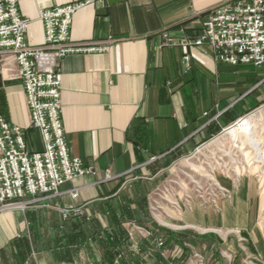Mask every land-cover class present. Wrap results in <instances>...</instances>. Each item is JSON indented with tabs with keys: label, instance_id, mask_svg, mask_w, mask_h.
<instances>
[{
	"label": "crops",
	"instance_id": "0c3cea01",
	"mask_svg": "<svg viewBox=\"0 0 264 264\" xmlns=\"http://www.w3.org/2000/svg\"><path fill=\"white\" fill-rule=\"evenodd\" d=\"M74 1L22 0L28 45H44L42 10ZM233 1L105 0L75 14L73 44L108 46L106 53L60 62L69 152L96 174L66 183L59 195L36 197L25 210L0 213V264H113L119 254L123 264L177 263L157 246L155 231L167 230L157 228L149 212L151 196L164 189L176 161L264 105V65L220 64L207 47H194L188 68L180 46L161 47L163 35L194 39L212 10ZM7 79V72L0 76V115L26 129L30 152L42 151L23 85ZM222 181L231 198L219 200L217 210L196 205L184 213L179 222L192 230L171 233L170 242L184 252L189 241L192 254H200L205 245L215 251L235 234L246 258L216 256L207 264H264L258 181L242 177L238 188ZM164 200L160 195L158 204ZM69 207L81 216L64 219L59 209Z\"/></svg>",
	"mask_w": 264,
	"mask_h": 264
},
{
	"label": "built area",
	"instance_id": "2783aa9c",
	"mask_svg": "<svg viewBox=\"0 0 264 264\" xmlns=\"http://www.w3.org/2000/svg\"><path fill=\"white\" fill-rule=\"evenodd\" d=\"M21 1L0 0V76L7 72L8 79L19 80L23 85L31 113L30 128L39 131L43 150L30 152L24 138L26 129L11 125L0 115V211L28 208L36 197L59 195L66 183L96 174L92 167H85L82 159L72 157L69 152L62 124L60 62L70 55L106 53L107 45L73 44L71 39L75 14L90 5L104 4L105 0H75L42 10L39 19L44 26L45 42L43 46L32 47L26 40L30 21L19 10ZM163 36L161 47L180 46L188 68L190 48L194 47H207L220 64L262 67L264 0H234L222 4L208 14L194 39L178 42L166 32ZM215 189L211 197L216 206L218 194L223 198L230 194L224 188ZM78 195V190L71 191L73 199ZM59 211L64 219L82 214L80 209L72 207ZM156 242L158 248H164L162 238ZM181 251L183 253L182 249L175 252L179 255ZM115 258L113 264L124 263L122 254ZM189 264H204V259L194 254Z\"/></svg>",
	"mask_w": 264,
	"mask_h": 264
},
{
	"label": "rangeland",
	"instance_id": "374dc122",
	"mask_svg": "<svg viewBox=\"0 0 264 264\" xmlns=\"http://www.w3.org/2000/svg\"><path fill=\"white\" fill-rule=\"evenodd\" d=\"M7 80L13 81V82L19 81V80H12V79H7ZM262 108H264V105L259 106L255 110L241 116L239 119L235 121V123L226 127V129H224L222 132L212 137L211 141H208L207 143H204L200 145L199 147H197V149L193 152V154H191L190 156L184 157L179 161H176L170 167V170L168 171V173L165 174L164 176V189L161 191H157V192L155 191L153 195L151 196L152 205L149 208V212L152 213L154 217V221L158 222L159 227L157 228L161 229L162 231L163 229L167 230V234L165 233L166 235L161 234L159 230L155 231V234L157 236L156 238L163 239V241L165 242L164 252L168 254L167 256H169L172 259V261L174 262L183 261L184 262L183 264H189V262L191 261L194 255L192 254L193 253L192 247L189 246L191 245L189 241H187V246L185 247V251L183 253L181 251L179 255H177L175 251L181 250L180 246L174 245V243L172 244L170 242L172 240L170 236L172 235L171 233L181 234V233H184L185 231L192 230L190 229V227L182 225L179 222V219L184 215V213H186L187 211H191L192 208L196 205L202 208L211 207L212 209L214 208L217 210L219 200H223V199L228 200L229 198H231L230 195L228 198H223L220 194H218L219 198L217 200L218 201L217 205L215 206V203L212 201V197H211L212 196L211 192L213 191V189L209 187V182H207V179L203 177V175L199 171L195 170L192 164H195V165L204 164V162H206L208 158V160L211 163V166L214 167L213 170L215 172L216 181L218 182L217 184L221 188H224L223 186L224 181H222L223 179H228L232 181L234 183L235 188H238L239 183H240L239 180L242 177H249V178L254 179L255 181H258L259 189L261 188L262 181L259 178L260 177L262 178V176H260V173L257 174V172H264V163H257V162L255 163L254 160H256V158L258 157L257 154H255V152L251 153L250 156H246V153L248 151H251L248 147H246L244 152L239 151L238 149H236L237 147L235 146L237 145L235 141L236 139L233 140L232 138L227 137V136L222 137V135L226 132V130L237 126L240 123V120L255 113L256 111ZM208 144L210 145L208 146L209 150H205L206 156L198 155L197 151L205 147ZM263 146H264V140H263ZM263 151H264V147H263ZM235 160L239 162L242 161L244 166L246 165V169H247L246 172L249 171V173L243 174L245 172L243 171L244 169H242L243 167L238 168L236 165H233V162H235ZM248 160L251 162L250 166H247ZM229 167H232L234 169L237 168L240 171V173L237 174L239 178L235 176L232 169ZM228 170L230 173L229 176L227 175ZM191 176L194 177V180L196 182L200 183V186H201L200 191H198V188H196V184L191 182L190 180ZM182 184L187 185L188 190H190L189 192L192 198H186L180 194L182 190ZM226 191H229V190H226ZM229 194H231L230 191H229ZM160 195L161 197L163 196L165 200H164V204L160 201V204L158 205V199L160 198ZM199 196H202V197H199ZM172 201L177 202L178 207L175 206ZM32 205H30L29 207H31ZM1 206L2 205L0 203V207ZM25 209L23 208L22 209H7L5 211H0V213L7 212L8 210L22 211ZM221 233L224 236L227 235V232H221ZM168 235L170 237L167 238ZM222 238L224 237L222 236ZM189 240L191 239L189 238ZM231 240L232 241L229 240V241H226V243L224 244L217 245V250L215 251H212V249H209L205 245V247H203V250L201 252H198L200 253L199 255L203 257L204 264H207L208 261L210 262L213 261L216 258V256H220L224 260H230L236 255H238L239 257H245V255H243V250H242V245H241L242 242L241 240H239V236L235 234H231Z\"/></svg>",
	"mask_w": 264,
	"mask_h": 264
},
{
	"label": "bare ground",
	"instance_id": "6f19581e",
	"mask_svg": "<svg viewBox=\"0 0 264 264\" xmlns=\"http://www.w3.org/2000/svg\"><path fill=\"white\" fill-rule=\"evenodd\" d=\"M226 136L232 138L233 140L236 139L235 141H236L237 145H235V146L237 147L236 149H238L239 151L244 152L246 147H248L252 151V152L248 151L246 153V156H250L251 153L255 152V154H257V156H258L257 157L255 155L257 157L256 160H254L255 163L256 162L257 163H264V151H263V147H264L263 146V140H264V108H262V109L256 111L255 113L243 118L242 120H240V123L237 126H235L234 128L226 130V132L222 135V137H226ZM209 145L210 144L199 149L197 151V154L201 155V156H206L205 150H209V147H208ZM197 154H196V156H197ZM250 164H251V162L248 160L247 166H250ZM233 165H236L238 168L243 167L242 169H244L243 171H245L243 174L249 173V171L246 172L247 171L246 165L244 166L242 161L239 162V161L235 160V162H233ZM192 166H193V168H195V170L199 171L203 175V177H205L207 179V182H209V187L213 189V191L211 192V195H213L215 193V188H218V187L220 188V186L217 184L218 182L216 181L215 172L213 170L214 167L211 166V163L208 160V158H207L206 162H204V164H197V165L192 164ZM229 168H231L233 173L235 174V176L239 178V176L237 174L240 173V171L237 168L236 169H234L232 167H229ZM258 173H260V176H262V178L261 177L259 178L262 181L260 192H261V195L264 196V172H257V174ZM227 175L228 176L230 175L229 170L227 171ZM235 179H237V178H235ZM190 180H191V182L196 184V188H198V191H200V188H201L200 183L196 182L194 180V177H192V176L190 177ZM189 191L190 190H188L187 185L182 184V190H181L180 194L183 197L191 198V194ZM198 191H197V193H198ZM173 204L178 207L177 202L174 201Z\"/></svg>",
	"mask_w": 264,
	"mask_h": 264
}]
</instances>
